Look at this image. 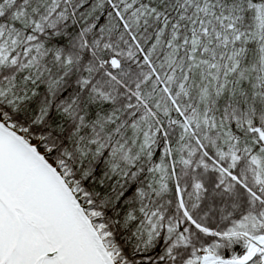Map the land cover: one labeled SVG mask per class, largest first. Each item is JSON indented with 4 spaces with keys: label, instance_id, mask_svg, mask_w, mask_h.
<instances>
[{
    "label": "snow or ice",
    "instance_id": "1",
    "mask_svg": "<svg viewBox=\"0 0 264 264\" xmlns=\"http://www.w3.org/2000/svg\"><path fill=\"white\" fill-rule=\"evenodd\" d=\"M0 264H264V0H0Z\"/></svg>",
    "mask_w": 264,
    "mask_h": 264
}]
</instances>
